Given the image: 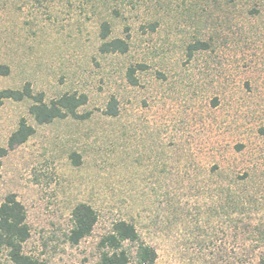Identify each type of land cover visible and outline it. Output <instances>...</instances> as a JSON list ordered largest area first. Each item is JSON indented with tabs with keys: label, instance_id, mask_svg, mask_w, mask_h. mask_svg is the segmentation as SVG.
<instances>
[{
	"label": "rangeland",
	"instance_id": "rangeland-1",
	"mask_svg": "<svg viewBox=\"0 0 264 264\" xmlns=\"http://www.w3.org/2000/svg\"><path fill=\"white\" fill-rule=\"evenodd\" d=\"M110 1L95 13L85 0H0V91L88 96V117L47 125L30 102L0 106V149L22 118L36 129L0 156V204L14 194L27 214L24 253L96 264L127 220L155 264H264V0ZM104 19L127 53H101ZM198 41L207 49L190 55ZM112 98L117 117L105 113ZM80 203L99 217L72 245ZM0 264H13L4 248Z\"/></svg>",
	"mask_w": 264,
	"mask_h": 264
},
{
	"label": "trees",
	"instance_id": "trees-1",
	"mask_svg": "<svg viewBox=\"0 0 264 264\" xmlns=\"http://www.w3.org/2000/svg\"><path fill=\"white\" fill-rule=\"evenodd\" d=\"M110 0H85L87 5H91L93 12L105 11L110 5ZM105 7V8H104ZM116 16L121 13L115 10ZM112 21L102 20L100 23V38L102 44L100 51L103 54H125L130 49V44L122 38H113ZM208 44L198 41L190 46L189 54L194 51L207 49ZM0 72L8 75V66H2ZM129 83L136 86L138 80L135 77V69L130 68L127 74ZM5 100L16 102H30L29 113L38 125L52 124L56 120L66 118L84 119L89 114H80V108L87 104L86 94L67 93L60 97L46 101L43 93H35L31 83L23 89H4L0 91V106ZM105 113L108 116L117 117L119 114L118 102L112 98L107 105ZM36 132L34 126L30 125L25 118H22L16 131L12 133L8 142V148L0 149V156H6L8 149L12 150L16 146L26 143ZM260 134L264 135V127L260 128ZM74 155L73 157H75ZM76 165H79V157L75 158ZM98 212L87 203L76 205L72 211V229L69 241L72 245L79 244L89 237L98 221ZM30 227L27 223V214L24 205L14 194L8 195L6 200L0 204V248L7 250L9 258L13 264H37L30 256L24 253V244L30 238ZM126 243L136 244L135 254L126 249ZM101 252L96 264H131L132 258L136 264H155L158 258L156 250L141 241L140 234L136 226L127 220H118L112 230L101 239ZM232 264H248L237 262Z\"/></svg>",
	"mask_w": 264,
	"mask_h": 264
}]
</instances>
